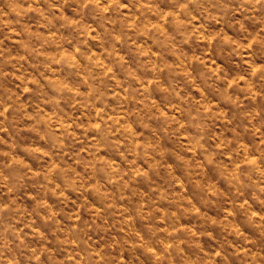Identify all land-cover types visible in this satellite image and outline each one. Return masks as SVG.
<instances>
[{
    "label": "clouds",
    "instance_id": "clouds-1",
    "mask_svg": "<svg viewBox=\"0 0 264 264\" xmlns=\"http://www.w3.org/2000/svg\"><path fill=\"white\" fill-rule=\"evenodd\" d=\"M0 264H264V0H0Z\"/></svg>",
    "mask_w": 264,
    "mask_h": 264
}]
</instances>
